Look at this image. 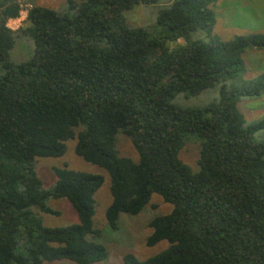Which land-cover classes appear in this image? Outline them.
I'll list each match as a JSON object with an SVG mask.
<instances>
[{"label": "trees", "instance_id": "1", "mask_svg": "<svg viewBox=\"0 0 264 264\" xmlns=\"http://www.w3.org/2000/svg\"><path fill=\"white\" fill-rule=\"evenodd\" d=\"M18 1L0 0V264L107 257L94 227L104 177L54 167L56 183L45 188L37 172V158L63 156L73 139L78 156L110 175L111 230L154 194L173 205L152 219L146 241L167 246L144 259L128 253L121 264H264V140L255 136L264 120L239 108L243 96L264 95V74L245 78V53L264 49V34L217 39L219 0H170L157 34L130 26L125 13L159 0H69L72 15L33 4L27 26L12 30ZM21 38L34 43L26 61L10 54ZM214 87L219 101L203 107L171 101ZM121 132L138 160L120 154ZM188 134L201 142L197 170L180 157ZM61 198L79 222L43 225L39 212L59 214L48 201Z\"/></svg>", "mask_w": 264, "mask_h": 264}, {"label": "rangeland", "instance_id": "2", "mask_svg": "<svg viewBox=\"0 0 264 264\" xmlns=\"http://www.w3.org/2000/svg\"><path fill=\"white\" fill-rule=\"evenodd\" d=\"M69 0H19L24 5L21 10L29 5L38 4L49 6L63 13L72 15L74 12L69 8ZM171 3L170 0H159L154 4H140L125 13L126 20L130 26H142L153 34L159 31V12ZM27 5V6H26ZM217 15V24L213 29V35L219 40H231L236 35H251L255 33L264 34V0H219L213 7ZM25 14H19V16ZM20 29L27 26L26 19L22 20ZM18 28V29H19ZM17 29V30H18ZM199 34L197 37H201ZM196 37V36H195ZM183 43L182 40L169 42L170 47H177ZM34 52L33 41L26 38L18 40L17 45L11 51V56L17 61L30 59ZM247 72L246 79H256L264 74V49L249 48L245 53ZM0 72L2 69L0 67ZM220 99L219 87L210 88L200 95L192 96L188 93H181L171 99L174 104L182 107L196 108L217 102ZM240 110L251 122L264 120V95L260 97L243 96L239 103ZM80 128L77 129V131ZM257 140H264V129H259L256 134ZM76 139L67 141V151L61 157H39L37 158V172L43 181L45 188H51L56 183L54 167L71 169L99 174L104 177L103 185L95 194V215L94 227L102 232V243L107 247V257L93 264H121L124 255L135 254L144 259L155 255L167 246L161 242L155 246H147V238L152 233L150 222L153 218L170 213L173 205L165 202L161 195L154 194L150 203L137 215L122 213L119 218V225L116 231L110 229L106 210L112 201L111 178L109 173L90 162H87L75 152ZM117 148L122 156L139 159L131 139L123 132L119 133ZM201 148L200 139L196 135L188 134L180 157L194 170L198 169V158ZM4 162L0 153V164ZM48 204L59 212L49 214L39 212V219L42 224L49 227H64L79 222V216L72 204L64 199H50ZM44 264H76L69 259L45 262Z\"/></svg>", "mask_w": 264, "mask_h": 264}, {"label": "built area", "instance_id": "3", "mask_svg": "<svg viewBox=\"0 0 264 264\" xmlns=\"http://www.w3.org/2000/svg\"><path fill=\"white\" fill-rule=\"evenodd\" d=\"M20 7L22 8L24 5L22 2H19ZM27 6V5H26ZM32 8V5H29V7H26V9H22L20 11V14H25L24 16L20 15L17 18H10L7 21V26L12 30H17L22 25V20L27 19L28 11Z\"/></svg>", "mask_w": 264, "mask_h": 264}]
</instances>
